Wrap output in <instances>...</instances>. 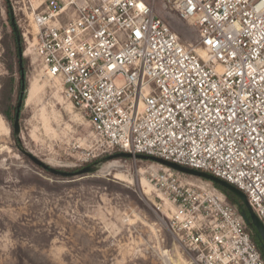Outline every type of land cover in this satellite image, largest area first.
I'll return each mask as SVG.
<instances>
[{"label":"built area","instance_id":"obj_1","mask_svg":"<svg viewBox=\"0 0 264 264\" xmlns=\"http://www.w3.org/2000/svg\"><path fill=\"white\" fill-rule=\"evenodd\" d=\"M44 4L26 14L24 54L60 81L108 150L220 178L264 225V0H167L194 25L195 44L154 2ZM184 176L165 167L162 180L172 195L168 229L190 264H264L242 210L212 182Z\"/></svg>","mask_w":264,"mask_h":264},{"label":"rangeland","instance_id":"obj_2","mask_svg":"<svg viewBox=\"0 0 264 264\" xmlns=\"http://www.w3.org/2000/svg\"><path fill=\"white\" fill-rule=\"evenodd\" d=\"M47 1L0 0V264H190L188 253L168 229L172 195L162 180L165 167L136 158L106 160L122 151L108 150L89 119L64 97L60 81L24 54L22 33L24 27L31 29L26 14ZM144 1L154 2L155 12L171 23L184 43H196L194 25L179 21L165 7L167 0ZM14 27L20 34L18 49ZM7 39L15 52L12 70ZM22 73L26 93L21 133L16 136L15 114L11 119L5 114L2 90L13 79L11 107L16 108ZM22 151L57 170L91 165L94 171L82 177H54Z\"/></svg>","mask_w":264,"mask_h":264},{"label":"water","instance_id":"obj_3","mask_svg":"<svg viewBox=\"0 0 264 264\" xmlns=\"http://www.w3.org/2000/svg\"><path fill=\"white\" fill-rule=\"evenodd\" d=\"M13 26H14V20H13ZM15 31H16V38L18 43H20V34L17 32L16 27H14ZM19 61H20V66L22 69V61H23V51L22 49L19 47ZM22 85H21V92H20V97H19V101L17 103L16 106V115H15V119H14V123H13V131L14 134L16 136H19L21 133V124H20V116H21V109L24 103V96L26 93V88H25V75L24 73H22ZM23 154L28 157L33 163H35L37 166L42 167L44 170L48 171L49 173L56 175V176H60L63 178H74V177H82L84 175H88L91 174L94 169L92 168V166H88V167H84L83 169L74 171V172H66V171H60L54 168H51L50 166L46 165L45 163H43L41 160L37 159L35 156H33L32 154L26 152V151H22ZM116 158H136L138 160H145V161H151L154 163H157L163 167L172 169L178 173L184 174V175H189L192 177H196V178H201V179H205L209 182H212L213 184H217L227 190H229L230 192H232L233 194H235L245 205L248 214L245 211H242V216L244 217L245 221L247 222L248 226L253 229H257L261 240H262V248L264 249V225L263 223L259 220V218L257 217V215L253 212L252 208L249 205L248 199L246 197V195L241 192L240 190H238L236 187H234L233 185L229 184L228 182L217 178L213 175H210L206 172H202V171H198V170H194L188 167H184L181 166L177 163L174 162H170L158 157H154V156H147V155H137L134 156L131 153H126V152H121V153H117L114 155L109 156L106 160H111V159H116Z\"/></svg>","mask_w":264,"mask_h":264},{"label":"trees","instance_id":"obj_4","mask_svg":"<svg viewBox=\"0 0 264 264\" xmlns=\"http://www.w3.org/2000/svg\"><path fill=\"white\" fill-rule=\"evenodd\" d=\"M13 39H14L15 48L18 49V43H17L16 36H14ZM21 41H22V39H21ZM5 45H6V49H7L6 55H7L8 59H9L8 68L10 70H12L13 58H14L15 52L13 51V48L11 47V43H10V41H8V39L5 41ZM17 59H19V56H18ZM13 88H14V81H13V79H10V80H7L6 84H4V87H3V90H2L3 105L7 108V110H6L7 112H5V114L9 118H10V115L12 113H14L16 115V108H12L11 107ZM14 119H15V117H14ZM60 171L74 172V171H77V169H74V170H69V169L68 170L67 169L64 170L63 169V170H60ZM49 174L54 176V177H60V176L53 175L51 173H49ZM189 177H191V176H189ZM203 180H205V179H203ZM205 181H207V180H205ZM214 185L219 190H221L223 193H225L227 195L228 199L230 200V202L233 205L237 206L240 210L245 211L248 214V211H247L245 205L243 204V202L235 194H233L229 190H227V189H225V188H223V187H221V186H219L217 184H214ZM251 235H252L253 241L255 242V244H257L258 248L261 250V253H262L263 257H264V249L262 248L263 243H262L261 237H260L257 229L253 228L251 230Z\"/></svg>","mask_w":264,"mask_h":264},{"label":"bare ground","instance_id":"obj_5","mask_svg":"<svg viewBox=\"0 0 264 264\" xmlns=\"http://www.w3.org/2000/svg\"><path fill=\"white\" fill-rule=\"evenodd\" d=\"M173 262H174V264H180L179 262H181V261H175V260H173Z\"/></svg>","mask_w":264,"mask_h":264}]
</instances>
